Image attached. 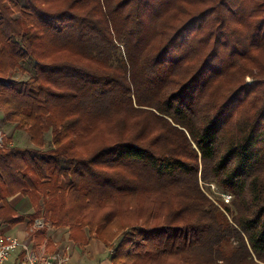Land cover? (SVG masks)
Instances as JSON below:
<instances>
[{"label": "trees", "instance_id": "1", "mask_svg": "<svg viewBox=\"0 0 264 264\" xmlns=\"http://www.w3.org/2000/svg\"><path fill=\"white\" fill-rule=\"evenodd\" d=\"M0 112L1 222L111 264H264V0H0Z\"/></svg>", "mask_w": 264, "mask_h": 264}, {"label": "crops", "instance_id": "2", "mask_svg": "<svg viewBox=\"0 0 264 264\" xmlns=\"http://www.w3.org/2000/svg\"><path fill=\"white\" fill-rule=\"evenodd\" d=\"M2 118L0 112V131L8 134L10 129L2 123ZM3 205L1 202L0 208ZM7 205L18 216H27L33 211L31 201L23 195L8 198ZM35 222L29 224L28 219L13 224L0 221V242L6 236L11 235L26 247L24 250L19 249L12 252L10 257L1 264H24L26 255L29 252L42 256L55 251H62L68 256V261L65 264H111L110 250L99 240L92 238L86 243H75L69 240L66 228H53L50 226H47L43 239L37 236V230L42 227H37Z\"/></svg>", "mask_w": 264, "mask_h": 264}, {"label": "built area", "instance_id": "3", "mask_svg": "<svg viewBox=\"0 0 264 264\" xmlns=\"http://www.w3.org/2000/svg\"><path fill=\"white\" fill-rule=\"evenodd\" d=\"M3 143V135L0 131V146ZM225 202L227 203L230 199L229 195L223 196ZM37 227H43V224L39 221L35 222ZM26 249L25 245L21 244L19 240L14 236H6L0 242V264L6 261L12 252ZM68 261V256L62 251H55L53 253L39 256L33 252H29L26 255L24 264H65Z\"/></svg>", "mask_w": 264, "mask_h": 264}, {"label": "rangeland", "instance_id": "4", "mask_svg": "<svg viewBox=\"0 0 264 264\" xmlns=\"http://www.w3.org/2000/svg\"><path fill=\"white\" fill-rule=\"evenodd\" d=\"M28 74H23V73H18L15 75L14 74V77L15 78H20V79H24L25 76H27ZM47 138H49V136H47ZM13 143L18 146V147H21V148H27V147H31V145L29 144L28 140H27V137L23 134L21 135H16L15 138L13 139ZM1 147V146H0ZM203 188H204V192L205 194L213 201H216L218 203L219 199L221 202H223L224 204H226L225 200L223 201V193H221L219 190H217L216 186H211L209 187V184H203L202 185ZM206 189H209V190H206ZM37 221L41 222L43 224V227H47L49 226L48 223H45L42 218L38 219ZM107 232V231H105ZM108 233V232H107Z\"/></svg>", "mask_w": 264, "mask_h": 264}]
</instances>
